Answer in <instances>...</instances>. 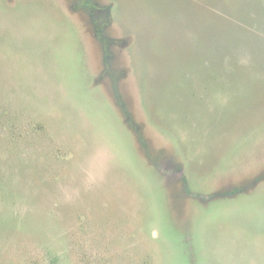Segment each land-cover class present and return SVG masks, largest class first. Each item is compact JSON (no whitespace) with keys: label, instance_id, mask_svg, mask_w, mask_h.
Listing matches in <instances>:
<instances>
[{"label":"rangeland","instance_id":"374dc122","mask_svg":"<svg viewBox=\"0 0 264 264\" xmlns=\"http://www.w3.org/2000/svg\"><path fill=\"white\" fill-rule=\"evenodd\" d=\"M0 264H264V0H0Z\"/></svg>","mask_w":264,"mask_h":264}]
</instances>
